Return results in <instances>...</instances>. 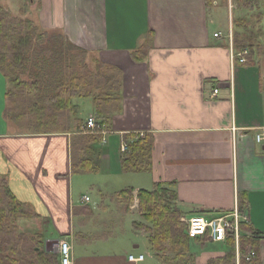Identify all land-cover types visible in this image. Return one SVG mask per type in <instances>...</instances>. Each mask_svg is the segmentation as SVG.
<instances>
[{
  "label": "crops",
  "instance_id": "1",
  "mask_svg": "<svg viewBox=\"0 0 264 264\" xmlns=\"http://www.w3.org/2000/svg\"><path fill=\"white\" fill-rule=\"evenodd\" d=\"M0 6L40 32L60 34L120 77L119 104L98 120L97 132L84 126L95 117L90 98L79 129L68 124L62 132L15 130L4 115L7 103L1 106L0 180L37 215L16 221L20 234L42 233L55 254L59 241L67 242L72 264H163L135 226H146L139 191L161 184L174 192L172 207L185 220L236 213L239 239H250L247 249L264 264V144L254 140L264 128V0H0ZM235 40L251 49L237 50ZM243 50L246 63L232 59ZM139 51L137 62L132 55ZM7 90L0 74V97ZM131 135L150 139L147 171L122 169L128 148L120 147ZM109 138L119 147L115 190L93 186L90 205L88 193L73 192V174L86 173L72 170L73 147L99 172L112 161ZM188 247L191 262L178 264H208L230 251L225 242L202 239H189ZM234 252V264L246 255L239 241ZM130 255L144 259L132 263Z\"/></svg>",
  "mask_w": 264,
  "mask_h": 264
},
{
  "label": "trees",
  "instance_id": "2",
  "mask_svg": "<svg viewBox=\"0 0 264 264\" xmlns=\"http://www.w3.org/2000/svg\"><path fill=\"white\" fill-rule=\"evenodd\" d=\"M244 39L246 40V35ZM235 45L237 50L251 49L246 44L239 45L237 40ZM74 54L84 56L87 53L73 46L58 33L40 32L32 21L12 17L0 6V70L9 68L14 71L21 65L23 69L34 70L33 76L41 79L42 83L40 87L36 83L21 84L24 94L36 101L46 102L48 108L52 109V115L62 113L64 116L73 109L72 116L75 117L77 129L82 124V119L75 111L78 109L77 102L90 98L95 108L97 125L101 126L98 120L108 119L111 113H115L119 104V72L95 59L94 72L88 71L83 64L80 67L85 75H79L74 65L79 59ZM143 57L142 51L132 55L133 60L137 62L142 61ZM7 76L10 77L8 74ZM52 93L54 95H51ZM36 127V124L29 123L27 128L33 130ZM125 143L128 152L126 151L121 160L122 169L133 172L147 171L150 166L149 137L131 135L126 137ZM79 152L74 144L72 170L96 172L92 162ZM175 198L174 192L161 184H154L152 192L139 191V214L142 220L151 224V228L142 224L135 226L148 235L155 254L171 253L177 258L188 254L189 239L184 235V224L179 222L182 214L172 207ZM36 217L28 206L17 201L6 182L0 180V264H59V255L45 249L42 233L28 236L20 234L15 227L16 221L20 219L31 220ZM242 227L243 225H240L239 228ZM225 243L230 251L223 258L212 260L208 264H234V239L228 237ZM252 243L250 239H239L240 252L244 254L247 246ZM159 259L163 263L162 257ZM240 264L248 263L241 259ZM251 264H257L256 256Z\"/></svg>",
  "mask_w": 264,
  "mask_h": 264
},
{
  "label": "rangeland",
  "instance_id": "3",
  "mask_svg": "<svg viewBox=\"0 0 264 264\" xmlns=\"http://www.w3.org/2000/svg\"><path fill=\"white\" fill-rule=\"evenodd\" d=\"M227 16L224 18V24L227 23ZM74 46V45H73ZM79 60L75 62V69L78 71L79 75H85L82 72L81 67L83 64L87 67L88 71L94 72V62L95 58L93 55L86 54V55H77L74 54ZM81 63V65H80ZM23 66H18L15 68L14 71H11L9 68H5V71L0 70V74L6 79L8 83V90L6 94V98L4 95L0 97V108L2 106V111L4 109V106L7 103V108L4 112L5 118L8 120V122L15 126V130L23 131L25 133L27 132H53L58 131L62 132L65 127H67L68 124L74 125L75 124V117L72 116V111L69 114H66L63 116L62 113L53 114L52 109H49L46 105V102L43 101H36L35 99L27 96L24 94V91H22L21 84H30V83H36L37 86L40 87V84L42 83L41 79H37L33 76L35 73L34 70H30L25 68H22ZM1 69V68H0ZM86 69V70H87ZM7 74L10 76L8 77ZM8 95V96H7ZM51 95H54L52 93ZM79 110L76 108V112L78 113V117L84 118L87 114L91 112V104L89 99H82L77 102ZM50 110V111H49ZM79 111V112H78ZM54 116V117H52ZM56 116V117H55ZM62 117V118H61ZM29 123H34L37 125V127L33 130H30L28 127ZM11 126V127H13ZM22 128V129H21ZM109 155L112 158L111 164L109 167L102 171L96 172V173H81V174H73V192L76 196L77 194L82 193H88L90 197V205H92V202L95 200L93 197V192L95 191V187L100 185L103 189L106 190H115V158L118 156V143L116 141H112L110 138L108 140V146ZM117 166V165H116ZM109 174L110 176H106ZM146 222V221H145ZM179 222L184 224L185 231L184 235L186 236V224L183 221V218L181 217L179 219ZM145 227L151 228V224L145 223ZM141 231H144L141 229ZM145 232V231H144ZM149 241V240H148ZM247 249L245 254H247ZM154 252V251H153ZM158 258L162 257L164 260V264H178L183 263L184 261H187L188 263L191 262V259H188L189 256L183 255V256H177V258L174 257L173 254L167 253L164 255H157Z\"/></svg>",
  "mask_w": 264,
  "mask_h": 264
},
{
  "label": "built area",
  "instance_id": "4",
  "mask_svg": "<svg viewBox=\"0 0 264 264\" xmlns=\"http://www.w3.org/2000/svg\"><path fill=\"white\" fill-rule=\"evenodd\" d=\"M218 34H215L214 37H218ZM232 59L238 60L239 63L244 64L247 62L246 56L248 52L246 50L241 51L240 53L234 54L231 53ZM218 90L215 89L213 91V97L216 96ZM85 128L97 132L100 131L101 128L97 125L96 119L93 116H89L85 121ZM254 140L258 144H264V128H260L257 130ZM121 152L127 151L126 145H121ZM84 201H88L87 198L83 199ZM186 224V235L188 239H202L209 241L211 243H224L228 237H232L234 239L235 245L237 246L240 230L237 220V214H220L214 216H206V215H197L189 218L188 220L183 219ZM238 253V252H237ZM58 255H59V264H72L71 262V247L65 241H59L58 243ZM256 256V253L251 249L248 250L247 254L244 255L241 259H243L246 263L251 264V261ZM144 256L138 255L128 256V261L132 263H137L143 261ZM236 261V264H240V260Z\"/></svg>",
  "mask_w": 264,
  "mask_h": 264
}]
</instances>
